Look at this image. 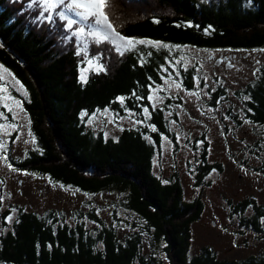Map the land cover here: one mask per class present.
<instances>
[{"label": "trees", "instance_id": "1", "mask_svg": "<svg viewBox=\"0 0 264 264\" xmlns=\"http://www.w3.org/2000/svg\"><path fill=\"white\" fill-rule=\"evenodd\" d=\"M31 3L0 0V64L27 92L23 105L40 147L14 164L85 194H123V205L145 230L121 243L116 230L95 212L88 219L101 231L93 235L83 224H61L55 214L42 218L21 210L14 230L0 236V264H148L140 251L144 235L151 236L154 247L166 245L172 264H264V254L237 262L221 260L210 249L190 259L191 229L204 211L201 199L185 202L176 176L168 184L156 178L155 146L146 140L145 131L125 130L113 141L87 128L86 119L98 111L122 117L127 110L150 108L151 89L163 83L167 55L144 48L121 55L109 42L88 40V28L82 36L89 43L85 47L78 35H72L83 25L68 29L67 21L56 16L63 6L51 10L55 23H49L37 19L41 7L29 8ZM105 11L122 36L155 41L161 48L167 44L172 49L264 50V0H106ZM80 48L86 52L81 54ZM89 59L105 70L83 82L81 69ZM182 75L192 86L193 71ZM247 92L250 118L264 127V69ZM152 124L158 133L151 136L159 147L161 134H168L165 113L154 112ZM202 161L203 176L221 169L209 165L205 155ZM249 205L256 215L246 222L264 236L258 222L264 207L252 201L239 207L246 211Z\"/></svg>", "mask_w": 264, "mask_h": 264}, {"label": "rangeland", "instance_id": "2", "mask_svg": "<svg viewBox=\"0 0 264 264\" xmlns=\"http://www.w3.org/2000/svg\"><path fill=\"white\" fill-rule=\"evenodd\" d=\"M99 31L101 35H93L88 30L86 37L99 44L109 42L120 53L111 40H103L105 30ZM78 36L87 47L88 41ZM136 48L167 55L163 83L154 84L151 89V107H144L139 113L127 110L122 117L110 110L98 111L86 119L87 128L113 141L125 130L145 131L146 140L155 146L156 178L168 184L176 176L183 187L185 202L201 199L204 211L191 229L190 259L204 249L227 261L242 262L262 256L264 236L246 222L255 217L254 209L249 205L242 211L239 206L252 201L257 207H264V127L252 121L247 105L250 100L247 90L264 69V51L172 49L151 44ZM79 51L84 54L86 49ZM99 65L96 60H86L81 69L82 81L103 71L98 70ZM4 69L7 68L0 64V113L3 114L0 115V236L14 230L21 210L42 218L55 214L61 224L72 227L83 224L93 235L101 231L96 222L88 219L95 212L108 228L116 230L121 243L144 232L143 223L123 205V194H85L14 164L27 159L40 147L23 105L27 92ZM186 71H193L192 86L186 85L182 75ZM5 86L7 91L2 90ZM16 101H22V105L18 107ZM124 105L122 101L121 106ZM157 110L165 113L168 124V134H161L159 147L151 136L158 133L152 124V115ZM204 155L209 165H219L221 169L201 175ZM258 222L264 231V217L260 216ZM143 237L145 242L140 251L148 264L152 260L154 264H172L164 243L154 247L150 235ZM99 245L102 249V244Z\"/></svg>", "mask_w": 264, "mask_h": 264}, {"label": "snow or ice", "instance_id": "3", "mask_svg": "<svg viewBox=\"0 0 264 264\" xmlns=\"http://www.w3.org/2000/svg\"><path fill=\"white\" fill-rule=\"evenodd\" d=\"M34 5L41 7L37 19L41 22L47 20L49 23H55L51 10L63 6L62 10L56 12V16L61 20L67 21L66 27L68 29H72V27L78 23L83 25L78 28V32L72 33L74 36H83L86 28H88L93 35H101L99 30H105L102 34L103 40H111L117 50L120 51L121 55L124 54L121 49L132 50L136 45L152 44L158 47L160 46L155 41L126 38L116 31L105 11L106 0H32V3L29 4L28 7L32 8ZM45 13L48 14L45 15ZM72 17H76V19H73ZM69 39H71V37H69ZM163 47L170 48L172 46L164 44ZM177 63H179V61H177ZM98 70L105 69L103 65H99ZM4 71L7 72V69H4ZM9 75L11 74L9 73ZM81 79H84V77L82 76ZM16 83L19 84V81H16ZM20 87L23 88V85H20ZM177 87H179V85H177ZM2 90L7 91V87L5 86ZM16 104L20 107L22 101H16ZM145 112H147V109H145ZM0 115L3 114L0 113ZM0 147H2V145H0ZM9 167H11V165H9ZM13 171H15V169H13ZM9 219H11V217H9Z\"/></svg>", "mask_w": 264, "mask_h": 264}]
</instances>
